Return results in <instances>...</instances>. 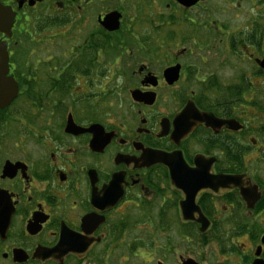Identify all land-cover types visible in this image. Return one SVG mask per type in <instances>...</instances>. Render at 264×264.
<instances>
[{
    "label": "flooded vegetation",
    "instance_id": "flooded-vegetation-1",
    "mask_svg": "<svg viewBox=\"0 0 264 264\" xmlns=\"http://www.w3.org/2000/svg\"><path fill=\"white\" fill-rule=\"evenodd\" d=\"M0 43V264L264 261V0H0Z\"/></svg>",
    "mask_w": 264,
    "mask_h": 264
},
{
    "label": "water",
    "instance_id": "water-1",
    "mask_svg": "<svg viewBox=\"0 0 264 264\" xmlns=\"http://www.w3.org/2000/svg\"><path fill=\"white\" fill-rule=\"evenodd\" d=\"M179 2H182L183 4L189 1H196V0H177ZM262 64H264V60L262 61ZM8 73V55L6 52V44L5 43H0V94L3 95L4 101L6 103L10 102L11 99L14 98L16 94V90L14 92L10 93L8 90L9 86H14L13 80L10 77H7ZM5 90V91H4ZM138 99V98H136ZM162 160V163L167 165L170 170V177L173 182V184L181 189L187 198L186 203L189 205H193L194 203V197L192 195L193 190H195L197 187L200 189L201 187H204L205 185H208L211 183L212 179L209 177L208 173L204 170L203 167H206V163L202 164H196L197 168L193 170H187L185 169L186 166L184 164H179L174 161H172V157H164L161 155L159 157ZM160 162V160L158 159ZM182 166V167H181ZM179 168H182L183 171L179 170ZM229 182H232L233 185L240 186L242 181H239V178H234V177H223L221 179V184L220 185H225L226 187L229 186ZM189 185H193V190L192 187L189 188ZM186 187V188H185ZM246 193L248 194L247 190L241 189V194L245 196L246 200H248L249 197L246 196ZM257 199V194L252 199V202L250 205H248L249 208L252 207L254 201ZM186 206V205H185ZM182 216L184 220H189V221H195L198 223V231L199 233H204L206 229L208 228V222L206 219L199 213L198 209H194V213H190L187 211L186 208H184V205L182 206ZM261 243L264 245V235L261 237ZM255 255L258 257L259 256V251L258 249L256 250ZM182 264H197L195 261L189 259ZM251 264H264V261L261 259L256 258Z\"/></svg>",
    "mask_w": 264,
    "mask_h": 264
},
{
    "label": "rangeland",
    "instance_id": "rangeland-1",
    "mask_svg": "<svg viewBox=\"0 0 264 264\" xmlns=\"http://www.w3.org/2000/svg\"><path fill=\"white\" fill-rule=\"evenodd\" d=\"M247 9V14L248 15H252L255 14L256 11L254 8H252L249 4L246 6ZM263 228V227H262ZM264 229V228H263ZM174 235H176L175 233L172 232V237L170 238L172 243L175 242V237ZM235 239V238H234ZM217 244L215 242L210 243V245L206 246V247H198L197 250V258L196 261L201 262L204 261L207 264H216V260L214 258H216L215 256L218 255L219 250L218 247L216 246ZM195 250V252H196ZM152 252V251H151ZM147 253H144L142 250H137V252L134 254V256L130 257L127 256V258H123L122 261H120V264H157V261H161L164 264H177L176 263V254H168V255H164L162 254V252H158V253H154L153 256H147ZM195 256V255H194ZM217 259V258H216ZM215 260V261H214ZM221 260V259H219ZM218 259H217V263H218Z\"/></svg>",
    "mask_w": 264,
    "mask_h": 264
},
{
    "label": "trees",
    "instance_id": "trees-1",
    "mask_svg": "<svg viewBox=\"0 0 264 264\" xmlns=\"http://www.w3.org/2000/svg\"><path fill=\"white\" fill-rule=\"evenodd\" d=\"M216 243L218 244L219 246V249H220V254H225V253H228V250H225L224 248V244H223V238L219 239V238H214ZM233 249V248H232Z\"/></svg>",
    "mask_w": 264,
    "mask_h": 264
}]
</instances>
